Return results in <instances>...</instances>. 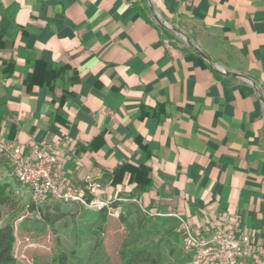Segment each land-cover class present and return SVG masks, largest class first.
Segmentation results:
<instances>
[{"label":"crops","instance_id":"crops-1","mask_svg":"<svg viewBox=\"0 0 264 264\" xmlns=\"http://www.w3.org/2000/svg\"><path fill=\"white\" fill-rule=\"evenodd\" d=\"M157 9L196 51L127 0H0V141L57 148V169L113 211L246 235L244 264H264V0ZM54 66L73 83L49 90Z\"/></svg>","mask_w":264,"mask_h":264},{"label":"rangeland","instance_id":"rangeland-1","mask_svg":"<svg viewBox=\"0 0 264 264\" xmlns=\"http://www.w3.org/2000/svg\"><path fill=\"white\" fill-rule=\"evenodd\" d=\"M6 181L0 174V183ZM7 184L17 190L14 183ZM11 199L13 203L2 208L0 228L12 226L14 256L21 264H49L58 250L74 252L78 264H119L123 246L145 248L164 264H177L188 254L178 223L134 208L113 211L111 206H117L113 203L106 208V222L100 225L95 208L55 202L32 208L21 193H12Z\"/></svg>","mask_w":264,"mask_h":264},{"label":"built area","instance_id":"built-area-1","mask_svg":"<svg viewBox=\"0 0 264 264\" xmlns=\"http://www.w3.org/2000/svg\"><path fill=\"white\" fill-rule=\"evenodd\" d=\"M159 0H127V5L147 6L151 9L153 21L164 31L170 33L178 45L196 51L191 31L175 20L163 19L157 9ZM221 71V70H220ZM225 74L224 71H221ZM259 96V94H258ZM260 98V97H259ZM262 101V100H261ZM0 157L9 165L10 177L21 187V193L29 205L40 208L46 203H74L85 208H107L109 202L97 201L95 192L101 188L96 182H87L84 186L74 185L57 169L58 149L47 148L32 143L27 151L13 142L0 141ZM75 160L74 156H69ZM183 248L190 254L188 264H244L248 254L249 239L242 235L239 239L219 229L204 237L194 235L188 226H183Z\"/></svg>","mask_w":264,"mask_h":264},{"label":"trees","instance_id":"trees-1","mask_svg":"<svg viewBox=\"0 0 264 264\" xmlns=\"http://www.w3.org/2000/svg\"><path fill=\"white\" fill-rule=\"evenodd\" d=\"M68 72L69 69L66 66H54L48 73L49 79L46 82L47 88L49 90L53 89L59 84L58 80L68 81L69 85H71L74 81V77H68ZM63 89L67 92V88ZM12 193H14V191L10 190L7 183H0V216L2 208L13 203V200L11 199ZM30 207L35 208L32 205H30ZM111 208H113V206H111ZM98 214L100 217L99 224L103 225L107 220V209L104 207L99 209ZM14 243L15 238L12 226L8 224L0 228V264H21L14 256ZM118 259L119 264H164L160 260V257H154L147 249L136 246L129 248L123 246L118 252ZM190 259V254H187V256L182 258L177 264H188ZM49 264H78V262L74 252L66 254L63 251L58 250L52 256Z\"/></svg>","mask_w":264,"mask_h":264}]
</instances>
